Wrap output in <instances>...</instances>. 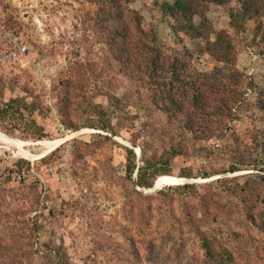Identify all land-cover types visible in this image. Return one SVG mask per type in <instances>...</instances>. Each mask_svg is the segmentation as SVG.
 <instances>
[{
    "label": "rangeland",
    "instance_id": "rangeland-1",
    "mask_svg": "<svg viewBox=\"0 0 264 264\" xmlns=\"http://www.w3.org/2000/svg\"><path fill=\"white\" fill-rule=\"evenodd\" d=\"M175 1L132 0L123 18L135 40L139 20L159 47L191 54L198 76L224 67L208 44L229 43L241 102L224 136L202 144L150 109L146 79L113 55L93 0H0L13 34L0 35V109H26L0 121V264H264V165L237 157L251 155L264 101V17L236 23L238 0H194L204 36L177 37L159 11ZM211 85L206 95L226 88ZM127 150L169 175L138 189Z\"/></svg>",
    "mask_w": 264,
    "mask_h": 264
},
{
    "label": "trees",
    "instance_id": "trees-1",
    "mask_svg": "<svg viewBox=\"0 0 264 264\" xmlns=\"http://www.w3.org/2000/svg\"><path fill=\"white\" fill-rule=\"evenodd\" d=\"M97 9L96 25L102 27L111 34L113 55L120 56L119 62L126 68H132L146 79L150 96V109L161 113L170 124L178 126L184 131V135L198 141L201 144L208 142L213 137L222 138L228 130V124L233 117L234 109L241 102L238 90L239 77L237 71L230 66L232 49L223 37L214 43H209L207 51L217 62L224 64L223 69H216L212 76H198L192 73L188 60L191 54H184L163 49L154 42V32L144 33L136 22L137 39L131 36V31L125 27L124 6L132 0H93ZM229 0H217L218 4H225ZM241 5L237 22L252 17H264V0H238ZM198 6L194 0H177L173 5L164 4L160 7V13L173 21L172 31L178 37L179 34L191 38L202 37V28L193 24V18L198 13ZM131 45V47H130ZM133 47V48H132ZM117 55H115L116 57ZM123 61V62H122ZM219 77L224 80L226 88H216L213 93H205L212 87L211 83ZM228 83L230 86H226ZM205 90V91H204ZM213 95L214 101L210 98ZM23 101L10 100L0 109V121L2 122L9 112H18L24 109ZM215 103V105H212ZM258 112L260 120L254 126L253 138L250 139L246 148H251V155L237 153L239 165L250 168H260L264 165V101L259 104ZM212 127V128H211ZM142 158L144 157V149ZM242 154V156H241ZM135 155L127 150L126 174L131 180L137 171V183L139 188L148 189L153 186V181L158 176H167L166 170H157L159 164L150 161L143 162L142 166H136ZM167 166L169 160L165 159ZM152 176V179H149ZM186 187V186H184ZM141 197V193H138ZM201 246L207 257L215 259L210 250V240L200 236ZM223 264H233L230 256L219 259ZM56 264H69L62 255L57 258Z\"/></svg>",
    "mask_w": 264,
    "mask_h": 264
},
{
    "label": "built area",
    "instance_id": "built-area-1",
    "mask_svg": "<svg viewBox=\"0 0 264 264\" xmlns=\"http://www.w3.org/2000/svg\"><path fill=\"white\" fill-rule=\"evenodd\" d=\"M0 35L4 37V39H9V41H12L13 34L10 32L9 28L5 25L4 22L0 20ZM13 43V42H10ZM21 49V45L17 46V50ZM24 51V49H22Z\"/></svg>",
    "mask_w": 264,
    "mask_h": 264
},
{
    "label": "water",
    "instance_id": "water-1",
    "mask_svg": "<svg viewBox=\"0 0 264 264\" xmlns=\"http://www.w3.org/2000/svg\"><path fill=\"white\" fill-rule=\"evenodd\" d=\"M134 150H135V152H136V155H137V158H139L140 157V150L139 149H137V148H133ZM134 184H135V186L139 189V186H138V183H137V171H136V173H135V175H134ZM155 189V188H154Z\"/></svg>",
    "mask_w": 264,
    "mask_h": 264
},
{
    "label": "bare ground",
    "instance_id": "bare-ground-1",
    "mask_svg": "<svg viewBox=\"0 0 264 264\" xmlns=\"http://www.w3.org/2000/svg\"><path fill=\"white\" fill-rule=\"evenodd\" d=\"M0 137L2 138V139H4V140H7L4 136H2V135H0ZM54 143V142H53ZM57 143V142H56ZM58 143H60V142H58ZM49 144V143H48ZM52 146V145H51ZM54 146V145H53ZM50 147V146H49ZM29 156V155H28ZM33 157V156H32Z\"/></svg>",
    "mask_w": 264,
    "mask_h": 264
}]
</instances>
